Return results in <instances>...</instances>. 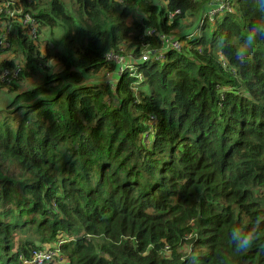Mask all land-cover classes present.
I'll return each mask as SVG.
<instances>
[{"label":"trees","instance_id":"trees-1","mask_svg":"<svg viewBox=\"0 0 264 264\" xmlns=\"http://www.w3.org/2000/svg\"><path fill=\"white\" fill-rule=\"evenodd\" d=\"M154 1L32 0L34 39L0 15L23 63L0 82V264H264V37L235 57L261 13L230 0L209 23L211 0ZM195 14V36L161 47Z\"/></svg>","mask_w":264,"mask_h":264},{"label":"built area","instance_id":"built-area-1","mask_svg":"<svg viewBox=\"0 0 264 264\" xmlns=\"http://www.w3.org/2000/svg\"><path fill=\"white\" fill-rule=\"evenodd\" d=\"M32 0H0V15L16 21L21 28L25 30L28 36L31 39L36 37V25L31 14L24 10V3L28 4ZM194 1V0H190ZM231 4L230 0H211L209 2L207 11H205V19L207 22L212 23L214 18L221 13H230ZM178 14V10L169 14V17H173ZM4 24L0 27V60H6L5 49L8 47L7 36L8 28L3 27ZM147 35H153V30L146 31ZM159 41L161 47L164 49H169L170 51L178 52L180 50V42L173 36H159ZM153 53V52H152ZM160 56V55H159ZM147 55L143 54L140 59L146 60ZM162 57H158L160 59ZM106 61L112 62L118 66V70L122 68H130L131 64L134 63L132 57L127 55L123 57L120 54H112L106 56ZM23 63H15L11 69H2L0 71V82L6 85H10L14 80H16L18 73L20 72ZM118 71V72H119ZM117 72V73H118ZM50 252V251H48ZM52 252L49 254L43 253L41 251L33 253L29 261H24L23 264H46L51 260Z\"/></svg>","mask_w":264,"mask_h":264},{"label":"clouds","instance_id":"clouds-1","mask_svg":"<svg viewBox=\"0 0 264 264\" xmlns=\"http://www.w3.org/2000/svg\"><path fill=\"white\" fill-rule=\"evenodd\" d=\"M256 7L261 13L260 19L254 21L247 29L246 36L244 37L240 46L235 50V57L238 61L243 62L245 58L251 53L258 39L264 37V0H255ZM223 38L219 42V47H223ZM55 60V59H50ZM253 231L240 232L239 230H232L231 239L237 250H244L251 246L254 241Z\"/></svg>","mask_w":264,"mask_h":264},{"label":"rangeland","instance_id":"rangeland-1","mask_svg":"<svg viewBox=\"0 0 264 264\" xmlns=\"http://www.w3.org/2000/svg\"><path fill=\"white\" fill-rule=\"evenodd\" d=\"M156 2H157V0L154 1V3H156ZM161 4L162 3H160V2L156 3L157 6H160ZM197 19H198V14H195V16L192 17V19L190 18L188 20H183L181 22L180 26L178 27V29H176L173 32L172 36L175 37V38H177V37L179 38L180 37L179 40H182V37L181 36H184L185 39L187 37L195 36L198 33V31H196V29H194V26H196V23H197ZM210 30H211V27L210 26H208L205 29V32H204L205 33V36H208L209 35ZM127 55H129V53L128 54H125V55H122V56L125 57ZM5 56L8 59H12L14 61V63L22 62L21 56L19 54H17V53L12 54L9 51L7 53L5 52ZM38 76L39 75H37L36 78H33V79H27V78H25V79L19 80L18 82H15L17 89L19 91H22V90H25V89L29 88L32 85H35L36 83H38L37 82L39 80L38 79L39 78ZM105 78L109 79L110 78V75L108 73H106V74L102 73V75L100 76V79H99L98 76L94 77V79L96 81H101V82H104L105 81ZM10 96H12V94H10ZM6 100H7V92H6L5 88H1L0 89V110H3L4 109L5 104H6ZM1 116H2V114L0 113V118H1ZM48 251H49L48 249H43L41 251V254L46 253V254H49L50 255V252H48Z\"/></svg>","mask_w":264,"mask_h":264}]
</instances>
